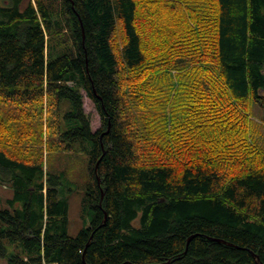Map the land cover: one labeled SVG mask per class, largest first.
<instances>
[{
  "label": "trees",
  "instance_id": "1",
  "mask_svg": "<svg viewBox=\"0 0 264 264\" xmlns=\"http://www.w3.org/2000/svg\"><path fill=\"white\" fill-rule=\"evenodd\" d=\"M253 101L264 0H0V257L264 264ZM56 152L87 155L77 236Z\"/></svg>",
  "mask_w": 264,
  "mask_h": 264
},
{
  "label": "rangeland",
  "instance_id": "2",
  "mask_svg": "<svg viewBox=\"0 0 264 264\" xmlns=\"http://www.w3.org/2000/svg\"><path fill=\"white\" fill-rule=\"evenodd\" d=\"M84 94L85 111L91 119L93 131L102 125V116L96 103L89 97L87 91L82 89ZM6 108H1V114L7 115ZM251 137L253 141L264 147V104L253 101L251 108ZM51 155L49 168L54 170H65L63 176L64 186H61V197L69 202V227L71 236H77L79 232L89 225V217L83 213L82 201L85 195L82 186L87 178L88 159L85 153L56 152L54 159ZM14 196V190L10 183L0 181V206L9 208L8 200ZM10 249V244L7 245ZM11 252V250H9ZM0 264H9L8 257H0Z\"/></svg>",
  "mask_w": 264,
  "mask_h": 264
},
{
  "label": "water",
  "instance_id": "3",
  "mask_svg": "<svg viewBox=\"0 0 264 264\" xmlns=\"http://www.w3.org/2000/svg\"><path fill=\"white\" fill-rule=\"evenodd\" d=\"M110 130V126L108 127V130L106 132H108Z\"/></svg>",
  "mask_w": 264,
  "mask_h": 264
}]
</instances>
